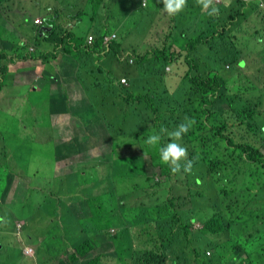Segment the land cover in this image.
<instances>
[{
    "label": "trees",
    "instance_id": "trees-1",
    "mask_svg": "<svg viewBox=\"0 0 264 264\" xmlns=\"http://www.w3.org/2000/svg\"><path fill=\"white\" fill-rule=\"evenodd\" d=\"M7 1L0 0V58L11 62L19 58L41 67L52 63L56 76L67 78L66 89L47 71L42 78L33 71L20 76H29L26 80L31 86L37 78L39 89L54 97V119L67 121L75 116L69 108L82 112L75 117L72 136L54 129L59 145L52 149L37 146L34 152L51 160V165L72 153H81L85 160L80 168H73L80 172L74 180L70 179L73 171L56 167L54 177L35 176L31 185L32 178L27 180L29 156H17L19 163L7 165L11 177L0 184L12 200L5 204L0 199V218L4 220L0 233L13 236L0 237V255L10 258L17 249V264H29L23 255L22 239L27 238L29 242L38 240L33 245L34 264H234L236 260L264 264V226L252 229V218L260 219L264 202L260 197L264 187L253 192L264 186V73L261 65L258 74L245 73L251 59L264 61V0H233L228 7L223 2L219 15L213 17L203 14L191 0L174 17L162 12L160 0H146L145 8L143 0H137V5L130 0L127 12L119 15L133 25L131 31H118L103 22L94 29L81 28L84 21L98 17L105 0H49L47 7L39 6L40 26L35 24L37 18H27L24 11L17 13L10 4L4 6ZM87 2L92 11L85 8ZM3 10L15 12L20 31L8 29ZM254 19L263 26L253 23ZM68 20L76 22L75 29H65ZM134 28L138 31L135 40L142 36L144 50L125 46ZM114 32L117 37L106 46L105 37ZM153 32L159 36L151 37ZM92 34L94 40L88 45ZM22 36L28 38L26 42L21 41ZM178 36L187 41L183 49ZM200 45L205 47L197 55ZM31 46L43 52L25 54ZM127 52H131L132 64L130 59H122ZM204 59L212 61L206 73L201 72ZM66 61L73 63L68 64L70 69ZM173 63L177 73L171 76ZM0 69L1 79H5L7 69ZM122 77L129 79L128 86L120 84ZM4 87L0 80V91ZM94 88L101 96L93 93ZM85 114L95 116L91 119ZM185 117L195 124L176 142L187 149L193 169L191 174L182 169L173 174L160 163L158 150L172 142L168 134ZM154 132L161 135L160 144L146 145L144 141ZM119 152L128 157V164L133 163L120 174L128 177L129 184L120 195L115 192L111 201H98L101 195L92 192L102 183L98 175L103 176L101 172L110 166L116 171L126 167L114 166L121 162ZM34 195L41 198L33 207L38 212L22 224L8 207H32L17 202ZM252 199L256 209L249 212L243 203ZM56 200L62 203L60 211L54 207ZM124 210L130 219H124ZM162 210L164 214L159 215ZM73 215L80 236L60 224ZM115 221L119 228L111 226ZM195 222L202 228L194 229ZM211 241L214 248L205 247ZM207 250H211L210 256ZM240 252L246 257L238 259Z\"/></svg>",
    "mask_w": 264,
    "mask_h": 264
},
{
    "label": "rangeland",
    "instance_id": "rangeland-1",
    "mask_svg": "<svg viewBox=\"0 0 264 264\" xmlns=\"http://www.w3.org/2000/svg\"><path fill=\"white\" fill-rule=\"evenodd\" d=\"M195 3V0H192ZM233 0H230V2ZM35 2V4L37 6H34L32 8L33 3ZM223 2H225V0H218L217 2V7H220L223 5ZM49 3V0H9L7 1L4 6L10 4L13 8V10H15L17 13H22V11L28 13L27 14V18H38L39 16H41V9L40 7L43 6L44 8L47 7V4ZM131 1L130 0H119L117 3L112 2L111 0H105L102 4H100V8H99V15L98 17H95L93 21L91 22H87L84 21L83 24H81V28L84 27V29H88V28H93L97 25H99L100 22L103 21V24L106 26H110L109 24H111V26H115L117 28L118 31L121 30H128L131 31L133 29V25H127L128 19H124L121 16H118V20L117 19H106L108 14L110 15L111 12L115 13L116 15L120 14L123 15L127 12L128 10V6L130 5ZM196 4V3H195ZM135 5H137V0H135ZM40 6V7H39ZM85 8H88L89 11H92V5L91 3L87 2L85 5ZM4 12V14L7 17L8 20V29L10 31L17 29L20 31L19 28V18L15 15V12H9L7 13L5 10L1 11ZM2 14V13H0ZM9 14V15H8ZM23 14V13H22ZM42 18V17H40ZM256 21V19H254L253 23ZM87 22V23H85ZM139 23V20L136 22V26ZM257 24L263 26V24L259 21H256ZM65 29L70 30L72 29V27L75 29L76 28V22L73 21H67L65 24ZM253 28V25L251 26L250 24V28ZM27 30H32V28L30 26H26ZM189 29V28H188ZM138 33V31L134 28V33H131L132 38L130 40H128L125 44L126 47L131 48V47H135L138 48L139 50H144L145 49V44L142 43L143 38L142 36L138 37L137 40H135L136 34ZM153 34H156L155 32L152 33L151 37L154 36ZM199 34V33H198ZM146 35H149V31L146 33ZM161 35V34H160ZM159 36V35H158ZM162 36V35H161ZM27 37L26 36H22L21 41L22 42H26L27 41ZM177 41L182 43L180 45V47H182V49L185 46V43H187L186 40H183L182 37L178 36V38L176 37ZM175 39V40H176ZM69 48L71 45L66 44ZM175 45V44H174ZM205 45H200L198 47V51H197V55H200L204 49ZM72 49L74 51H76L73 47ZM28 50V48H27ZM36 50V54L39 55L41 52H43L42 49H35ZM79 52H81V49H78ZM84 55V54H83ZM109 58V57H107ZM110 60L112 62L113 58L112 55H110ZM263 60H264V54H263ZM108 62V61H107ZM110 62V61H109ZM251 65V69H247L245 70V73L247 74H257V69L254 70V66L252 62H249ZM4 64H7V62H4ZM31 63H29V67L27 69L31 70L35 73V76L37 78L40 77L41 73V65L38 66H32L30 65ZM33 64L35 65L36 63L33 62ZM79 65H82V63L80 62ZM172 69H173V73L170 74L171 76H174L175 73H177V64L173 63L172 65ZM210 66H212V61L211 60H203L201 63V72L202 73H206ZM112 67V66H111ZM44 70H50L49 66L46 67H42ZM11 70L13 71L14 68H9L6 74L5 79H0L1 82H4L5 87L0 91V131L3 132V135L6 137V142L5 144L9 147V151H7V155L4 156L3 158V164L0 165V183H2V181H4L5 179L10 178L11 176L8 175L7 172V165L12 164V163H19V160L16 161V157L19 156L20 158H25V157H36V153L38 152H34L35 148L37 146H46V147H51L52 145V141H48L47 135L49 134V125H52L53 120L50 118V115L52 113H54L53 109V98L51 97V94L49 93L48 90H43L42 92L39 91H32L30 90L27 85L28 82H21L20 80L22 79L21 77H15L14 73H11ZM75 71V70H74ZM73 71V72H74ZM118 71V70H116ZM39 72V73H38ZM8 75V77H7ZM35 78V77H34ZM54 80L55 83L57 84H61L63 89H66L64 87V85H67V78L62 77L61 75H57L54 76ZM14 83V85H19V84H23V86H13L12 84ZM52 84V82L48 83L46 86V88L50 87ZM93 93H98L99 96H101V94L99 93L98 89L94 88L93 89ZM92 93V94H93ZM66 105H70L69 102L66 103ZM8 107V108H7ZM34 108H36L39 111V115L37 116V118H33V110ZM69 112H71L70 114H74L75 116L77 115H81L82 112H73L70 108H69ZM87 117L89 118H93L95 115H88L85 114ZM12 116L10 118L9 121L3 120L5 117H9ZM50 119V121H49ZM204 119L207 120V116H204ZM56 122H58V118L55 119ZM62 127V128L58 133L63 135V136H72V133L76 127V125L74 123H71L68 125H66L65 120H59L58 122ZM57 126L54 127V129ZM141 131V130H140ZM52 134V132H51ZM53 135V134H52ZM30 138L33 139V143H31ZM27 142V143H25ZM14 148H17L19 151H21L23 154H18L16 155L14 153ZM34 148V150H33ZM96 153V150L92 151V154ZM119 157L121 159V162H116L114 166H124L126 165L125 168H119L118 171L115 170V168L113 166L108 167L105 171H102L101 174L103 176H99L98 178L100 179V181L102 183H98L92 190V192H98V195H101L98 198V201H100L101 199H107V200H112L113 198V194L115 192L119 191V195L122 192V190L125 187V184L128 185V177L127 176H122L120 174H125V172H127V164H128V157L127 156H122V154H120L119 152ZM139 163V161L137 162V164ZM59 167L63 168V171H68V167L72 166L71 162H60ZM57 165V166H58ZM128 165L133 166V163H129ZM55 166V169L56 167ZM29 170L32 174L36 173V172H41L43 177V172L44 171H49V175H52L53 170H54V165H43V162L38 161V162H32L29 165ZM76 178V176H73V180ZM233 177H229V179H231ZM40 180V179H39ZM122 183H124L122 185ZM264 186L260 185L257 186L256 189H253V192H257V190L262 189ZM247 190L248 189H244L243 193L247 195ZM72 193L75 192V190H71ZM260 197L262 199V202L264 201V190L263 192H260ZM7 196H9L10 194L7 193ZM255 199V198H254ZM254 199L252 200H248L247 202H244L243 204L245 206H247L249 212L250 209H256V204L254 202ZM41 200V198L39 196H32L29 200L24 201V202H17V203H24V204H28L32 207L36 206L37 203ZM261 204V203H260ZM65 208H68V203H65ZM38 211H33V213H37ZM159 215L164 214V210L158 212ZM123 215H124V219H130L129 215L130 213L127 211H123ZM31 215H25L23 217H30ZM79 217V215H77ZM21 217V216H19ZM61 218V216L59 215V219ZM252 229L254 228V230H258L259 228H262L264 226V202L263 204L260 206V219L258 218H252ZM76 222V215H73V217L70 218V220L67 221V219L65 220H61L60 224L61 226H66L68 225V231L70 232H76L77 236H80V231L79 229L75 226ZM112 227H116L119 228L120 227V223L118 221H115L114 224H111ZM103 228L107 227L106 223L102 224ZM251 229V230H252ZM68 233V234H69ZM61 236V234H59ZM70 236H72L71 234H69ZM6 236H13V234H5V233H0V237L4 238ZM26 237V236H24ZM1 240V239H0ZM33 241L30 240V242L27 239H22V241H24V243L30 244V245H34L38 243V240L36 239H32ZM21 241V240H20ZM4 242H9L7 240H5ZM119 242V241H117ZM66 245V243H65ZM65 245H62L65 246ZM101 244L99 245L100 248ZM24 247V245H23ZM205 247H210V248H214L213 242H209L208 244H206ZM11 250V249H10ZM9 250V251H10ZM17 254V249L16 251H13L12 255L10 258L6 255H0V264H17L18 263V256H15ZM28 254V255H27ZM33 254V251L31 250V248H28L25 253L23 252V255L26 256L27 258V262L29 264H34V259L31 258ZM239 258L245 257V254L240 252L238 254ZM21 260V258H20ZM239 264V261L236 260V262ZM198 264H202V263H198Z\"/></svg>",
    "mask_w": 264,
    "mask_h": 264
},
{
    "label": "clouds",
    "instance_id": "clouds-1",
    "mask_svg": "<svg viewBox=\"0 0 264 264\" xmlns=\"http://www.w3.org/2000/svg\"><path fill=\"white\" fill-rule=\"evenodd\" d=\"M160 2L162 3V12L165 13L169 17H174V16L178 15L185 8L187 0H160ZM217 2H218V0H195L197 7H199L201 12L203 14L207 15L208 17H213V16L219 15L220 9H219V7L216 6ZM114 3H117V2H114ZM147 4H148V2L146 0H143L142 7L145 8L147 6ZM228 6H230V0H225V7H228ZM118 16H120V15L119 14L116 15L115 13L111 12L110 15L108 14L106 19H108V20L109 19H117L118 20ZM35 24L40 26V25H43V22L40 18H37L35 20ZM109 25H110L109 27L111 28L112 27L111 24H109ZM113 29H117V28L115 26H113ZM245 30H247V27L245 28ZM243 34H245V33L243 32ZM116 37H117L116 32H114L110 35H107L105 37V41H104L105 45L108 46L110 41ZM93 40H94V35L92 34L88 38V45H92ZM34 50H35V48L33 46H31L28 48V52L25 54L34 53ZM103 54H105V53H103ZM130 55H131V52H127V54L122 59L128 58V59H130L129 61L132 64L133 59L129 58ZM16 59L14 58L13 62H11L9 59L0 58V68L1 67L6 68L7 71L9 68H11V69L14 68L13 71L11 70V73H14L15 77H21L20 76L21 73L27 72V69L29 67V63H31L30 64L31 67L36 66L33 64L32 61L27 60L24 62V61H18L19 58H16ZM4 62H7V64H4ZM249 62L253 63L254 70H256L261 65L262 66V72L264 73V61L259 60V61L255 62V59H251ZM68 64H69V62L66 61V65H68ZM46 66H49L50 70H44L42 67H40L41 73L38 72L40 74L39 78L43 77V74L45 71L50 72L51 74L56 76V73H55L56 69H55L54 65L52 63H50L47 65H44V67H46ZM241 66H243V62H241ZM247 69H251L250 63L247 64ZM28 71H31V70H28ZM6 74H8V73H6ZM257 74H258V71H257ZM1 75L2 74H0V79H1ZM250 75H255V74L252 73ZM7 77H8V75H7ZM28 77L29 76H25V78L21 77L22 79L20 81L21 82H28L26 80ZM37 83L38 82H37V78H36V80L33 83V86L27 85V87L32 91L36 90V91L42 92L43 90L39 89V87L37 86ZM120 84L123 86H128L129 85V79L127 77H122L120 79ZM12 85L13 86H23V84L14 85V83ZM72 103L75 104L74 99L72 100ZM39 114H40L39 111L36 108H34L32 117L35 119V118H37V116ZM11 117L12 116L5 117L3 120L9 121ZM75 117L76 116H71L68 119V121H69V124L74 123L77 127V120ZM50 118L53 120V123H52V125H49V127H50L49 131L50 132L46 138H48V141H50V140L52 141V145H51V147H49L50 149H52V148H56L59 145V143H55V138L52 135L54 133V127L57 126L55 128L57 130V132H59L64 127H62L58 122H56V120L51 115H50ZM49 121H50V119H49ZM194 124H195L194 119L189 118V117H185L184 120L175 128V130L171 131L168 134L169 137L171 138L172 142H169V143L159 147L158 156H159L160 163L169 166L170 170L173 174L181 172V169L183 170V172L185 174H191V172H192L193 160L187 159V156H188L187 149L185 147L181 146L176 141H179L183 137V135L187 134ZM51 132H52V134H51ZM31 140L33 141L32 138H30V141ZM160 141H161V135L159 133L154 132L153 134H151L147 137V139L144 141V143L148 146L154 147V146L159 145ZM5 142H6V137L3 135V132L0 131V165H2L4 163L3 158L5 155L8 154L7 151H9V147L5 144ZM82 158H83V155L81 153H72L71 155L65 157L63 161H58L57 164L54 165V170H55V166H57L60 162H64V161L65 162H71L72 166H69L68 170L73 171L72 172L73 175L70 177V179L73 180V176L74 175L77 176L80 173L79 171L75 172V170H73V168L74 167L80 168L83 165L84 160ZM15 160L18 161V159H15ZM38 161L43 162V165H51V163H52L51 160H49L48 158H46L44 156L29 157V163L27 165V170H28L27 180L32 178V180L29 181L30 185L32 184L35 176H40V177L42 176L41 172H36V173L32 174L29 170V165L32 162H38ZM181 161H184L183 165L181 164ZM57 167H59V165ZM70 168H72V169H70ZM54 170H53L52 175H49V171H44L43 176L48 175V176L54 177ZM7 193H9V192L6 191V187L0 184V199L2 201H4L5 204H7L8 202H11V200H12V197L10 195L9 196L6 195ZM61 205H62V203L57 201L54 204V207H55V209H58L60 211ZM8 208L10 209V211L14 212L15 216H17V220H19V222L22 224L24 222H27L31 218H33L36 214V213H33V211H36V209H34L33 207H29L27 205L22 206L19 209L15 208V207L14 208L8 207ZM28 214H30L31 216L30 217H23V216L28 215ZM19 216H21V217H19ZM0 222H4L3 218H0ZM193 227H194V229L202 228V226L199 222H195ZM28 248H31V250L33 251L31 258H33L34 260L37 261V255H36V251H35L34 246L27 244V243H24L23 252L25 253V251ZM243 253L245 254V252H243ZM206 254H207V256H210L211 250H207ZM245 257H246V254H245ZM243 258L244 257H242L241 259H243ZM234 264H237V263H234ZM239 264H240V261H239Z\"/></svg>",
    "mask_w": 264,
    "mask_h": 264
},
{
    "label": "crops",
    "instance_id": "crops-1",
    "mask_svg": "<svg viewBox=\"0 0 264 264\" xmlns=\"http://www.w3.org/2000/svg\"><path fill=\"white\" fill-rule=\"evenodd\" d=\"M69 64H73V63H69ZM67 67L69 68L70 67V65H67ZM68 68H66V67H64V71H67L68 70ZM70 69V68H69ZM36 114V113H35ZM66 122V125H68V123H69V121L67 120V121H65ZM83 160H85V158L83 157L82 158ZM41 264V263H40Z\"/></svg>",
    "mask_w": 264,
    "mask_h": 264
}]
</instances>
